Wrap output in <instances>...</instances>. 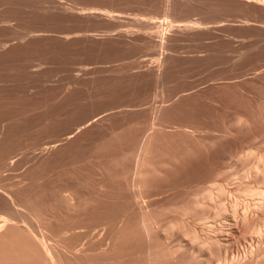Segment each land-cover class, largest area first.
<instances>
[{
    "label": "rangeland",
    "instance_id": "374dc122",
    "mask_svg": "<svg viewBox=\"0 0 264 264\" xmlns=\"http://www.w3.org/2000/svg\"><path fill=\"white\" fill-rule=\"evenodd\" d=\"M263 160L264 0H0V264H264Z\"/></svg>",
    "mask_w": 264,
    "mask_h": 264
},
{
    "label": "bare ground",
    "instance_id": "6f19581e",
    "mask_svg": "<svg viewBox=\"0 0 264 264\" xmlns=\"http://www.w3.org/2000/svg\"><path fill=\"white\" fill-rule=\"evenodd\" d=\"M166 23V22H165ZM172 24V23H171ZM170 24V25H171ZM159 25V27H160V24H158ZM162 26V25H161ZM167 26H169L168 24H167ZM158 27V26H157ZM171 27V26H170ZM166 28H168V27H166ZM165 28V29H166ZM163 31H164V29H163ZM166 32V31H165ZM163 36V35H162ZM164 37V36H163ZM165 38V37H164ZM260 157V156H259ZM258 157V158H259ZM262 157V156H261ZM259 160V159H258ZM261 161H262V158H261V160L259 161L260 163H261ZM264 161V160H263ZM258 162V161H257ZM258 162V163H259ZM258 164L256 167H255V172H256V174H255V176H256V180L257 181H259V183L261 182V184H264V167H263V164L264 163H262V166H260L261 164ZM254 169V168H253ZM253 169H252V171H253ZM254 173V172H253ZM262 186V185H261ZM218 188V187H217ZM221 188V187H220ZM224 188V187H223ZM257 188H259V187H257ZM225 189V188H224ZM255 189V188H254ZM218 190H219V188H218ZM220 193H221V195L223 194V193H225L224 192V190L221 188L220 189V191H219ZM249 193V192H248ZM212 195H213V193H211ZM219 194V193H218ZM212 195H209V196H207L206 197V199H207V201L208 202H210L209 200H212V198H213V196ZM219 196H220V194H219ZM248 196H249V194H248ZM250 197H254L253 199L254 200H256V202H255V210L257 211V212H260V213H262V214H264V189H256V190H251L250 191ZM217 198V197H216ZM215 198V199H216ZM213 201H214V199H213ZM238 206H240V205H238V203L236 202V201H233L232 203H231V207H233V214H232V216L233 217H240L243 221H247L248 220V214L246 213V211L245 212H243L242 214L240 213V209H238ZM254 206V205H253ZM219 207H222L221 206V204H220V206H219V203H218V208ZM254 208V207H253ZM220 210V209H219ZM253 210V209H252ZM218 211V210H217ZM219 212V211H218ZM218 212H217V217H218V215H220V214H218ZM225 212V211H224ZM255 212V211H254ZM223 213V212H222ZM227 213V212H226ZM203 214V213H202ZM258 214V213H257ZM222 215V214H221ZM220 215V216H221ZM225 215V214H224ZM224 215H222V217L224 216ZM228 215V214H227ZM254 215V214H253ZM219 216V217H220ZM256 216H260L259 214L258 215H256ZM202 217V216H201ZM225 217V216H224ZM232 217V218H233ZM229 216L228 217H225L224 219L226 220V221H228V223H229ZM263 218V217H262ZM261 218V219H262ZM220 219V218H219ZM260 219V221L262 222L263 221V223H264V218L261 220ZM221 220V219H220ZM223 220V219H222ZM225 220L223 221V222H225ZM231 220V219H230ZM235 220V219H234ZM9 221L11 222V220H9L8 218H6V217H0V232L2 231V229L7 225V223L9 224ZM233 220H231V222H232ZM239 220H237V222H238ZM222 222V221H221ZM222 222V223H223ZM230 222V223H231ZM236 222V221H235ZM227 223V222H226ZM229 223V224H230ZM233 223H234V221H233ZM263 223H261V224H263ZM224 224V223H223ZM232 224V223H231ZM232 225H234V224H232ZM226 226H229L228 224L226 225ZM264 226V225H263ZM259 227L260 228H258V227H256L257 229H255V228H253V229H255V231H254V235H256L257 237H258V240H259V238H260V236H262V234L264 235V227H261L260 225H259ZM229 229L231 228V227H228ZM232 229V228H231ZM230 231V230H229ZM8 233V232H7ZM2 235V234H1ZM1 235H0V237H1ZM220 237V238H219ZM222 235H220V234H218V236H217V238H212V237H206V238H204V243L206 244V243H213V244H217L218 245V243L220 244V243H222V242H220L221 240H222V238H224V237H222ZM261 238H264L263 236L261 237ZM253 240H254V238H252ZM252 239H251V242H252ZM257 239V238H256ZM258 240L257 241H255V242H257L258 243ZM203 242H202V244L203 245H205ZM256 243V244H257ZM215 244V245H216ZM251 247H253V246H251ZM250 247V248H251ZM44 248V253H45V255H46V257H47V259H49V260H51V262H53L52 261V257H51V250L49 249V247H47V246H44L43 247ZM253 249V248H252ZM255 249V248H254ZM256 249H257V253H258V255L260 256V258L261 257H263L264 258V240L262 241V239L261 240H259V244H258V248H257V246H256ZM255 249V250H256ZM250 251H252V250H250ZM256 252V251H255ZM254 252V253H255ZM252 253V252H251ZM253 253V254H254ZM252 254V255H253ZM256 256H257V254H256ZM258 256V257H259ZM264 260V259H263ZM53 264H57V263H53Z\"/></svg>",
    "mask_w": 264,
    "mask_h": 264
}]
</instances>
